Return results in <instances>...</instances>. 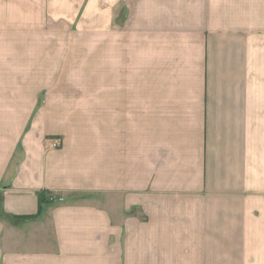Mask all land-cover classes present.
<instances>
[{
    "label": "crops",
    "instance_id": "obj_1",
    "mask_svg": "<svg viewBox=\"0 0 264 264\" xmlns=\"http://www.w3.org/2000/svg\"><path fill=\"white\" fill-rule=\"evenodd\" d=\"M0 264H264V0H0Z\"/></svg>",
    "mask_w": 264,
    "mask_h": 264
},
{
    "label": "trees",
    "instance_id": "obj_2",
    "mask_svg": "<svg viewBox=\"0 0 264 264\" xmlns=\"http://www.w3.org/2000/svg\"><path fill=\"white\" fill-rule=\"evenodd\" d=\"M39 199H40V205H41V206H40V209H41L43 203L46 202V199H45L43 193H41V194L39 195ZM26 218H27V217H26Z\"/></svg>",
    "mask_w": 264,
    "mask_h": 264
},
{
    "label": "rangeland",
    "instance_id": "obj_3",
    "mask_svg": "<svg viewBox=\"0 0 264 264\" xmlns=\"http://www.w3.org/2000/svg\"><path fill=\"white\" fill-rule=\"evenodd\" d=\"M97 70H98V72H99L100 75L101 74L103 75V64H100L99 63Z\"/></svg>",
    "mask_w": 264,
    "mask_h": 264
},
{
    "label": "built area",
    "instance_id": "obj_4",
    "mask_svg": "<svg viewBox=\"0 0 264 264\" xmlns=\"http://www.w3.org/2000/svg\"><path fill=\"white\" fill-rule=\"evenodd\" d=\"M59 146H60V144L57 141L52 143L53 148H58Z\"/></svg>",
    "mask_w": 264,
    "mask_h": 264
}]
</instances>
